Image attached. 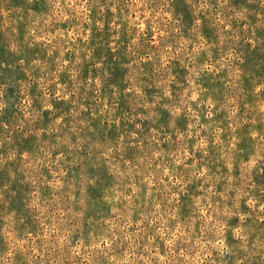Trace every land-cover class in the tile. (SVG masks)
I'll return each mask as SVG.
<instances>
[{
  "label": "rangeland",
  "instance_id": "rangeland-1",
  "mask_svg": "<svg viewBox=\"0 0 264 264\" xmlns=\"http://www.w3.org/2000/svg\"><path fill=\"white\" fill-rule=\"evenodd\" d=\"M8 3L0 264H264V0Z\"/></svg>",
  "mask_w": 264,
  "mask_h": 264
},
{
  "label": "trees",
  "instance_id": "trees-1",
  "mask_svg": "<svg viewBox=\"0 0 264 264\" xmlns=\"http://www.w3.org/2000/svg\"><path fill=\"white\" fill-rule=\"evenodd\" d=\"M8 2L10 3V2H11V0H8ZM9 3H8V4H9ZM9 6H10V5H9ZM11 7H13V6H11Z\"/></svg>",
  "mask_w": 264,
  "mask_h": 264
}]
</instances>
